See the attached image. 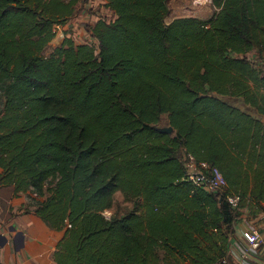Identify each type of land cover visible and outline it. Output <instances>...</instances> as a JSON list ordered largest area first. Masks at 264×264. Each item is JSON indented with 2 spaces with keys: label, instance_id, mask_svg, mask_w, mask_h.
<instances>
[{
  "label": "trees",
  "instance_id": "trees-1",
  "mask_svg": "<svg viewBox=\"0 0 264 264\" xmlns=\"http://www.w3.org/2000/svg\"><path fill=\"white\" fill-rule=\"evenodd\" d=\"M104 1L98 54L67 38L46 56L80 0H0V181L43 198L58 264H217L236 210H264V72L239 56L264 63V0L170 23L168 0ZM188 153L225 193L186 179ZM117 192L134 207L106 217Z\"/></svg>",
  "mask_w": 264,
  "mask_h": 264
},
{
  "label": "crops",
  "instance_id": "crops-1",
  "mask_svg": "<svg viewBox=\"0 0 264 264\" xmlns=\"http://www.w3.org/2000/svg\"><path fill=\"white\" fill-rule=\"evenodd\" d=\"M85 2L80 0L78 8ZM101 3L105 1L88 0L87 5L95 8ZM250 111L264 121V116ZM5 186L0 185V264H58L55 252L64 231L51 228L37 214L35 194L29 191L15 195L14 187ZM252 205L248 200L236 210L234 232L226 254L230 264H264V210L254 212ZM252 227L259 230L263 241L258 250H249L243 236V232Z\"/></svg>",
  "mask_w": 264,
  "mask_h": 264
},
{
  "label": "rangeland",
  "instance_id": "rangeland-1",
  "mask_svg": "<svg viewBox=\"0 0 264 264\" xmlns=\"http://www.w3.org/2000/svg\"><path fill=\"white\" fill-rule=\"evenodd\" d=\"M85 1L88 2V0ZM87 2H85V4L81 7H79L76 11V14L72 16L65 24L56 25V36L45 49L44 55L49 56L54 51V49L60 46L63 41L67 38L72 39L75 46L89 44L94 47L96 54L99 53V40L93 35L92 29L95 26L98 18H104L107 20V22H112L115 20L116 17L114 11L111 8L107 7L105 4L101 3L95 6V8H91L89 5H87ZM168 8L169 11L165 18L166 23H170L174 19L180 17H195L199 19H208L215 12V7L212 3V0H168ZM256 53V50H252L248 53L239 56L249 58L255 67L264 72V63L260 60L258 54ZM231 55L236 56L237 54L232 52ZM239 104L241 105L242 102H239ZM157 126L159 128H165L169 126L168 116L166 114L162 115L161 121L157 124ZM2 171L3 169L0 168V173ZM0 185H6L5 187H8V184L1 181ZM38 199L41 200L42 198L38 197ZM133 207V202L127 201L124 198L122 192H117L114 197V205L111 209L108 210H110L111 216L122 215L131 210Z\"/></svg>",
  "mask_w": 264,
  "mask_h": 264
},
{
  "label": "built area",
  "instance_id": "built-area-1",
  "mask_svg": "<svg viewBox=\"0 0 264 264\" xmlns=\"http://www.w3.org/2000/svg\"><path fill=\"white\" fill-rule=\"evenodd\" d=\"M184 167L186 179L191 181L194 185L203 187L210 192L225 193L226 181L219 167L208 162L198 161L195 156L190 153L184 156ZM225 198L233 208H238L240 206L241 198L239 195L227 193L225 194ZM103 214L106 217L111 216V212L108 209L105 210ZM68 226H71V224H68ZM243 236L248 242L249 250H258L263 243L261 234L255 227L245 230ZM217 264L230 263L225 257Z\"/></svg>",
  "mask_w": 264,
  "mask_h": 264
},
{
  "label": "water",
  "instance_id": "water-1",
  "mask_svg": "<svg viewBox=\"0 0 264 264\" xmlns=\"http://www.w3.org/2000/svg\"><path fill=\"white\" fill-rule=\"evenodd\" d=\"M163 131L165 132H172L173 131V127L172 126H168V127H165V128H162ZM12 187V186H10Z\"/></svg>",
  "mask_w": 264,
  "mask_h": 264
}]
</instances>
